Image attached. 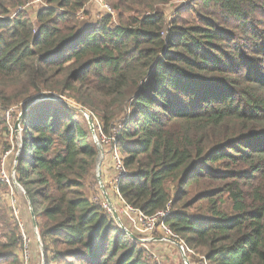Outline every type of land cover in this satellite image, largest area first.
I'll list each match as a JSON object with an SVG mask.
<instances>
[{"label": "trees", "instance_id": "obj_1", "mask_svg": "<svg viewBox=\"0 0 264 264\" xmlns=\"http://www.w3.org/2000/svg\"><path fill=\"white\" fill-rule=\"evenodd\" d=\"M31 1L0 0V133L8 110L27 109L15 172L39 263L157 264L89 197L99 149L58 96L117 136L126 204L170 211L208 264H264V0H192L170 21L162 8L179 0H105L115 15L96 23L93 0ZM3 184L0 264H25Z\"/></svg>", "mask_w": 264, "mask_h": 264}, {"label": "rangeland", "instance_id": "obj_2", "mask_svg": "<svg viewBox=\"0 0 264 264\" xmlns=\"http://www.w3.org/2000/svg\"><path fill=\"white\" fill-rule=\"evenodd\" d=\"M191 1L192 0H179L175 4H171L169 6H166L165 8H162V9H164L165 13L167 14L168 21L174 19L176 10L182 9L181 7L189 5L191 3ZM43 6H44V4H41L39 6V8L43 7ZM36 10L37 9L32 10L31 12L35 13ZM86 11H87V14L85 17V21L90 22V23H96L97 21L102 20V18L106 14L105 9H103L102 5L94 4L92 2L87 6ZM52 99L58 100L68 107H72L73 109L79 110L88 119L93 117V115L90 111H88L82 104L78 103L73 98L62 99L58 96H54V97H52ZM17 112L19 113V115ZM21 115L22 114L20 113V111L18 110L17 107H13L12 109L8 110L5 113V120L7 122V127L9 128V131L4 132L3 134L0 133V182H1L2 175H3L2 173H3V171H5L6 174L9 176V178L11 179V185L6 184V183L5 184L2 183L3 185L7 186L6 187L7 188V194H5V196H6V199L8 201H10L9 205L12 209V213H13L15 220L19 223V225H22V227H23V229L21 228V236H22V244H23V247L25 249L24 263L25 264H40L39 263L40 261L37 257L39 254L35 250L36 247L41 246L40 245L41 241L39 240L40 237L38 236L39 239L36 237L37 234H36L34 228L31 227L30 221H32V216H31L30 208H29L28 214L26 211L23 210V207H22V205L24 206L23 199H22L23 191L21 188L16 187V185H15L16 172L14 169L17 165L16 164L17 160L20 157L21 149L23 147L22 145H23V141H24V134L22 131V127H21V125L17 126V123L19 122ZM20 124H21V122H20ZM100 133H99V129H98L97 133L95 132V134L93 135L96 146L99 149V160H98V165L96 168V176L98 175V173H100L105 189L107 188L109 194L116 198L115 193H114V189L112 187L113 179L115 177V163H114V158H113V154H114L113 153L114 152L113 143H115V142H113L112 139L107 138L108 136H106V137L102 136L103 133L101 131H100ZM98 168H99V172H98ZM105 171H106V173L104 174ZM108 172L111 174V176H107L109 174ZM96 187L97 186H94L91 189L92 191H90V192L87 190L89 192L88 193L89 197L92 199L93 202L105 203L106 201L104 200V197L102 195L101 190H100L101 194H100V192H98L100 189V186H99L98 191H93V189H95ZM14 208L17 209L18 214H15ZM108 213L111 214V212H108ZM117 213H118L120 219L122 220L123 224L125 225V227L130 232L132 231L133 233L136 234L137 232H135V230L132 229V227L130 225H132L131 223H133L135 221V220H133L134 218H139V217L137 215H130V214L126 215V214H123L120 212H117ZM23 216H25V217H23ZM28 217L31 219L30 221L28 220L29 219ZM29 233H31L30 236H29ZM152 235L155 236L156 232L153 233ZM139 236L142 239H145L144 236L143 237H142V235H139ZM145 249H146L149 257H151V259L153 261L156 262L157 258H158L160 264H169L167 262L163 263L162 259L159 257V255H155L157 253L151 247L148 248L149 250L147 248H145ZM175 251H177V250H175ZM195 259L197 262V258H195ZM177 263L178 262H176V264Z\"/></svg>", "mask_w": 264, "mask_h": 264}, {"label": "built area", "instance_id": "obj_3", "mask_svg": "<svg viewBox=\"0 0 264 264\" xmlns=\"http://www.w3.org/2000/svg\"><path fill=\"white\" fill-rule=\"evenodd\" d=\"M92 3L94 4H100L103 6V9H105V13L107 14H111V15H115L112 11V9L110 8V6H108L107 3H105V0H93ZM42 3L41 0H32L29 4L28 7H34L37 8L39 7ZM98 124V129L99 131H101L100 125ZM102 136H105L102 134ZM106 137V136H105ZM113 140V149H114V154H113V158H114V163H115V177L113 179V183H112V187L114 189V193L115 196L117 198V200L122 204L123 210L125 213H129L132 215H137L139 217V219L141 220L144 228L146 229V231H148L149 233H154L155 231H160L162 232L166 238H168L171 242L173 243H178L186 253H188L189 255H191L192 257L197 258L198 262L197 264H208L207 260L205 257L200 256V255H196L194 253L193 250H191L186 242L177 234H175L166 224H165V220L166 218L169 216L170 211H163V212H159L157 215H155L154 217H145L139 210L132 208L131 206H129L128 204H126V202L123 200L119 187L120 184L123 180H125V178L128 175V172L125 168V165L123 163V159L121 157V154L119 152L118 149V144H117V136H112V137H107ZM2 178H1V182L2 183H6L11 185V179L9 178V176L6 174L5 171H3L2 173ZM104 209H106L108 212H111V215L113 216V211H112V207L105 202L104 204ZM15 214L17 213V209L14 208ZM114 217V216H113ZM21 228L23 229L22 225H20ZM158 264L159 260L157 258L156 261Z\"/></svg>", "mask_w": 264, "mask_h": 264}, {"label": "crops", "instance_id": "obj_4", "mask_svg": "<svg viewBox=\"0 0 264 264\" xmlns=\"http://www.w3.org/2000/svg\"><path fill=\"white\" fill-rule=\"evenodd\" d=\"M105 173L106 171L104 172V174ZM107 176H111V174L109 173ZM107 194L110 198L111 205L116 209L117 212H120L126 215L129 214V213L124 212L122 204L115 197L110 195L108 191H107ZM102 195L104 197V200L107 202L105 195L103 193ZM133 220L135 221L131 223L132 225L130 226L132 227V229L135 230V232H137L136 234L142 235V237L144 236L145 239H143V242H142L144 247L147 249L151 247L157 253L155 255H159L163 263L167 262L169 264H176V262H178L177 264H197L193 260L192 256L186 253L184 249L178 243L171 242L160 231H158L155 236L152 235L153 233H149L148 231H146V229L144 228L139 218H134Z\"/></svg>", "mask_w": 264, "mask_h": 264}, {"label": "water", "instance_id": "obj_5", "mask_svg": "<svg viewBox=\"0 0 264 264\" xmlns=\"http://www.w3.org/2000/svg\"><path fill=\"white\" fill-rule=\"evenodd\" d=\"M35 102H38V101H35ZM26 112H27V109H25L23 112H22V115H21V118H20V120H19V122L17 123V126H19L20 125V122H21V119H22V117H24V115L26 114ZM89 123H90V125H91V129H92V132H93V134H95V129H94V123H93V120L90 118L89 119ZM15 170V169H14ZM98 172H99V168H98ZM97 178H98V182H99V185H100V188H101V191H102V193L105 195V198H106V200H107V202L110 204V206L112 207V211H113V216H114V218H115V220L117 221V223L120 225V227L129 235V236H133V234L125 227V225L123 224V222H122V220L120 219V217H119V215H118V213H117V211L115 210V208L111 205V201H110V198H109V196H108V194H107V191H106V189H105V187H104V183H103V180H102V177H101V175H100V173H98V175H97ZM15 181V180H14ZM15 185L17 186V187H19L18 186V184H17V182L15 181ZM30 210H31V216H32V223H33V228H34V230H35V232H36V237L39 239V233H38V228H37V222H36V220H35V216H34V214H33V212H32V209L30 208ZM40 240V239H39ZM40 243V242H39ZM40 245H41V243H40ZM42 246V245H41ZM40 246V247H41ZM44 264V263H43Z\"/></svg>", "mask_w": 264, "mask_h": 264}]
</instances>
